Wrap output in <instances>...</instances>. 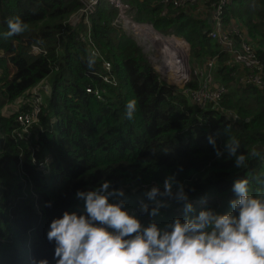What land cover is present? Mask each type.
I'll return each mask as SVG.
<instances>
[{
	"label": "trees",
	"instance_id": "1",
	"mask_svg": "<svg viewBox=\"0 0 264 264\" xmlns=\"http://www.w3.org/2000/svg\"><path fill=\"white\" fill-rule=\"evenodd\" d=\"M126 1L137 8L139 22L176 34L190 51L195 41L199 58L217 57V80L228 89L221 105L237 119L193 105L161 80L137 42L113 25L117 11L108 2L101 1L90 20L93 39L112 63L116 86L98 76L101 60L79 40L85 27L68 22L81 7L79 0H0V33L15 16L28 25L19 35L0 36V264H28L30 256L52 260L54 244L46 239L50 222L65 210L82 207L74 195L78 189L104 179L125 187L130 205H135L144 184H162L182 166L179 178L195 189L191 197L197 209L226 207L236 178H250L253 192L261 187L262 91L239 82L245 70L232 65L219 43L207 37L211 23L193 12L196 5L163 16L160 0ZM230 19L242 23L243 30L248 26L246 32L264 63V0H235L225 10V21ZM36 44L46 53L33 54ZM89 59L94 61L91 67ZM47 77L50 91L39 121L28 138L20 139L14 133L19 128L16 116L5 115L4 107ZM88 86L104 91L103 98L88 93ZM132 99L137 110L128 120L125 105ZM209 135L221 147L228 135L235 136L241 151L260 155L249 156L246 167L237 169L233 161L217 160ZM202 196L206 205L199 202ZM47 201L52 207H45ZM175 215H182L181 206L166 210L160 220Z\"/></svg>",
	"mask_w": 264,
	"mask_h": 264
},
{
	"label": "clouds",
	"instance_id": "2",
	"mask_svg": "<svg viewBox=\"0 0 264 264\" xmlns=\"http://www.w3.org/2000/svg\"><path fill=\"white\" fill-rule=\"evenodd\" d=\"M6 24L7 31L0 33L4 38L28 27L19 16L7 19ZM33 46L46 51L32 45L35 55L40 53H34ZM93 63L89 59V67ZM37 84L15 100L17 106L11 113L19 108L18 99L27 97ZM136 110L137 101L129 100L126 118L132 120ZM208 143L217 160L233 161L237 169L246 167L249 156L260 155L255 150L241 151L240 140L232 135L222 147L212 135ZM182 170L181 166L165 176L162 184L143 188L135 205H130L128 190L111 179L78 189L74 195L82 207L65 210L48 226L46 239L54 244L52 260L30 256L28 264H264V180L258 181L261 187L253 192L250 178H236L230 189L233 198L226 207L197 209L191 197L195 189L179 178ZM199 202L206 205L207 197ZM52 204L47 201L45 207ZM174 205L181 206L182 215L161 222Z\"/></svg>",
	"mask_w": 264,
	"mask_h": 264
},
{
	"label": "built area",
	"instance_id": "3",
	"mask_svg": "<svg viewBox=\"0 0 264 264\" xmlns=\"http://www.w3.org/2000/svg\"><path fill=\"white\" fill-rule=\"evenodd\" d=\"M79 1L81 2L80 9L70 17L68 22L73 27L80 25L85 27L84 31L79 35V40L87 45L88 51L92 56H96L101 60L103 71L99 72L98 76L106 83L117 85L111 75L113 68L111 61L107 59L93 39L90 20L101 1L108 2L116 9L117 16L113 21V25L118 29L124 30L129 36L132 35L137 40L151 64L156 68L161 80L170 86L175 85L172 87H175L180 93L186 95L193 105L201 109L221 110L227 120L231 118L237 119V115H232V113L223 109L221 105L222 99L228 92V89L225 84L216 79L217 57L208 59L203 66L199 65L193 68V64L185 60L187 56H190L189 54L183 57L177 48L165 45V38L176 34L161 33L155 29L153 24L139 22L137 20V8L132 6L128 1ZM200 2L208 7L205 10H208L211 15L212 25L206 30L207 37L217 41L222 46V51L229 55L232 65H239L241 69L245 70L238 77L239 82L253 85L264 94V63L257 56L254 43L242 31L236 20L233 19L229 23L225 21V10L235 0H160L162 4L161 14L163 16L168 15L170 10H174L175 14H179L180 11L186 10L191 5L197 6ZM138 27H143L147 30L140 33L136 30ZM148 31L153 32V34H149ZM161 36L163 40L160 41L158 39ZM166 48L173 50L171 55L165 52ZM33 52L41 53L46 51L42 50L39 46H33ZM171 58L174 59L175 64L172 63ZM182 65L185 70L180 71ZM195 76H200L203 83L194 86ZM176 86H179V88ZM49 91L50 89L40 82L31 90L27 97L19 99V108L13 112L16 113V120L19 124V128L14 131L18 138H28L31 135V128L39 121L43 100H45V95ZM86 91L95 95L98 99L103 98L104 91L98 88L88 86ZM42 167L43 164L39 168L42 169ZM155 183L158 182L144 184L143 188Z\"/></svg>",
	"mask_w": 264,
	"mask_h": 264
},
{
	"label": "rangeland",
	"instance_id": "4",
	"mask_svg": "<svg viewBox=\"0 0 264 264\" xmlns=\"http://www.w3.org/2000/svg\"><path fill=\"white\" fill-rule=\"evenodd\" d=\"M131 4V3H130ZM132 5V4H131ZM198 5V7L201 9V11L203 12L205 9H207L208 7L205 5V4H203V3H198L197 4ZM132 6H134V5H132ZM135 7V6H134ZM200 11V12H201ZM240 27H242V23H239L238 24ZM242 29V28H241ZM246 31L248 30V26L246 27V29H245ZM130 36H132V35H130ZM176 36V35H175ZM133 37V36H132ZM177 37V36H176ZM178 39V38H177ZM182 44H183V51H179L180 52V54L184 57L186 54H189L190 56L188 57H186L185 58V60H186V62H189L190 64H193V68L194 67H198L199 65H201V66H203L204 65V63L207 61L206 59H202V58H199V55H200V52H199V48L197 47V45H196V43H195V41H193V43H194V48L192 47V50L190 51V49H189V47L187 46V44L186 43H184L183 41H181L180 39H178ZM136 42H137V40H136ZM138 43V42H137ZM139 44V43H138ZM165 45L167 46V47H172V46H174V44L172 45L171 43H165ZM220 45V44H219ZM140 46V45H139ZM141 47V46H140ZM141 50L143 51V48L141 47ZM220 50H222V46L220 45ZM144 52V51H143ZM165 52H167V53H169L170 55L172 54V52H173V50L171 49V48H166V50H165ZM191 52H192V54H191ZM145 54V53H144ZM145 57H147V55L145 54ZM149 60V59H148ZM206 60V61H205ZM184 61V60H183ZM200 61H205L203 64L202 63H200ZM150 62V61H149ZM150 65H151V67L154 69V71L155 72H157V70H156V68L154 67V65L153 64H151V62H150ZM191 67V68H192ZM182 69H184V67H183V65H182V67H181V69L180 70H182ZM185 70V69H184ZM190 72V71H189ZM216 72V71H215ZM158 73V72H157ZM199 83L200 84H202L203 83V80L201 79V77L200 76H195V78H194V84H196V86H198L199 85ZM171 86H175V85H171ZM176 87H178L179 88V86H176ZM19 100V99H18ZM44 106H45V100H43V107H42V110H43V108H44ZM3 112H4V114L5 115H11V114H13V113H11L10 112V110L9 109H7V105L4 107V110H3Z\"/></svg>",
	"mask_w": 264,
	"mask_h": 264
},
{
	"label": "crops",
	"instance_id": "5",
	"mask_svg": "<svg viewBox=\"0 0 264 264\" xmlns=\"http://www.w3.org/2000/svg\"><path fill=\"white\" fill-rule=\"evenodd\" d=\"M186 10H188V9H186ZM201 9L198 7V5H197V7L195 8V10L193 11V12H195V14H201V15H203L204 17H207V18H209V23H211V25H212V20H211V15H210V13L208 12V10H204L203 12L201 11ZM230 21H233V19H230L227 23H229ZM237 23H239V22H237ZM210 28V27H209ZM208 28V29H209ZM242 28V31L244 32V33H246V35H248L249 37H250V39L252 40V37L246 32V30L244 29L243 30V26L241 27ZM132 37V36H131ZM133 39H134V37H132ZM217 79V78H216ZM220 82V81H219ZM45 85L47 86V87H49L50 88V85H49V81L47 80L46 81V83H45ZM17 106V102H15V103H13V104H7V109H9L10 111L11 110H13V109H15V107ZM233 115V114H232Z\"/></svg>",
	"mask_w": 264,
	"mask_h": 264
},
{
	"label": "bare ground",
	"instance_id": "6",
	"mask_svg": "<svg viewBox=\"0 0 264 264\" xmlns=\"http://www.w3.org/2000/svg\"><path fill=\"white\" fill-rule=\"evenodd\" d=\"M136 30L140 33L145 32L147 29L143 28V27H138L136 28ZM149 34H153V32L148 31ZM165 43H171L172 45L174 44V46H172L173 48H177L179 51H183V44L177 39V37L175 35L172 36H168L165 38ZM158 40H163L162 36L158 39ZM171 61L173 64H175V61L173 58H171ZM181 71V70H180Z\"/></svg>",
	"mask_w": 264,
	"mask_h": 264
}]
</instances>
